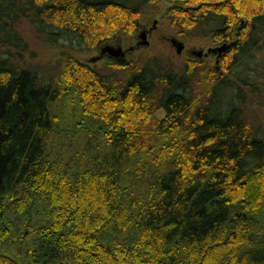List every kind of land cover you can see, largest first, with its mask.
<instances>
[{"label":"trees","instance_id":"trees-1","mask_svg":"<svg viewBox=\"0 0 264 264\" xmlns=\"http://www.w3.org/2000/svg\"><path fill=\"white\" fill-rule=\"evenodd\" d=\"M158 1L0 0V264H264V136L242 107L264 94V0H170L182 35L228 44L217 61L132 45L104 54L111 75L72 52L124 48ZM22 20L61 48L50 79Z\"/></svg>","mask_w":264,"mask_h":264},{"label":"rangeland","instance_id":"rangeland-1","mask_svg":"<svg viewBox=\"0 0 264 264\" xmlns=\"http://www.w3.org/2000/svg\"><path fill=\"white\" fill-rule=\"evenodd\" d=\"M172 4L170 0H159L157 3L150 5V7L145 11L141 20L143 21L138 32V37L136 40H130L124 43V48L127 51L128 47L135 46V50L132 51L133 56L141 58V60H148L149 58L160 57L163 61L162 64L166 67L173 68L175 70H181L185 61L187 59H194L199 57L202 60L217 61V50H212L215 45L211 44L210 39L203 35L200 27L194 26L188 31H185L184 35L179 32V29L170 23V21L163 19V14L166 9ZM16 27L28 41L30 52L34 54H26V62L31 65L34 69L42 71V76L46 79H50L51 75L54 74V69H59L57 67V57L61 52V48L49 47L38 41L37 33L28 21L22 20L15 23ZM205 27V26H204ZM146 31L145 36L142 33ZM173 39L180 40L184 43V48L181 52H178L177 45L173 42ZM109 44L113 46L120 45L119 40L109 41ZM106 45V44H105ZM139 48V49H137ZM202 50V54L199 52ZM81 52L72 51L80 60L84 62H89L90 64L96 66L105 74H121L120 72H114L106 64V56L104 55L97 61H91V58L98 56L101 52ZM127 56V55H126ZM218 63V62H217ZM218 68L219 65L217 64ZM243 66L238 65V70L242 69ZM247 71L243 72L245 75ZM253 73V80H258L259 83H264V70H251ZM202 76V73L197 74ZM224 75H230L227 72ZM198 77V76H196ZM199 78V77H198ZM244 86V85H242ZM202 91V89H200ZM258 94L251 92L248 86L243 87V93L246 99L242 102L244 114L249 118L250 123L254 129H260L261 136H264V94L262 89H257ZM264 91V90H263ZM228 89L224 88L223 94H227ZM226 96V95H224ZM263 99V100H262ZM159 117L165 116V111L159 109L157 111ZM246 204V203H245ZM244 203L237 204V211L240 212L245 207Z\"/></svg>","mask_w":264,"mask_h":264},{"label":"water","instance_id":"water-1","mask_svg":"<svg viewBox=\"0 0 264 264\" xmlns=\"http://www.w3.org/2000/svg\"><path fill=\"white\" fill-rule=\"evenodd\" d=\"M146 31H144L142 33V36H145ZM173 42L177 45V50L178 52H181L184 48V43L180 40L177 39H173ZM228 46L227 43L223 44L222 46H218L216 48H213L212 50H218V51H223L224 49H226ZM130 50L133 49V47L128 48ZM127 49V51H128ZM111 54V55H115V56H124L126 53V49L123 48L122 45H118V46H113L112 44H106L105 46L102 47L101 49V53L98 56H94L91 58V61H97L98 59H100L104 54ZM199 54H202V50L199 52Z\"/></svg>","mask_w":264,"mask_h":264}]
</instances>
